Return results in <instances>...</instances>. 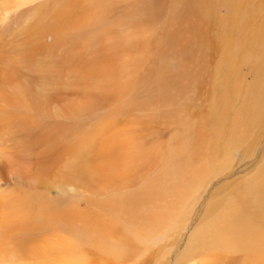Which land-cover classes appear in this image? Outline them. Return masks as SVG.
I'll use <instances>...</instances> for the list:
<instances>
[{
  "label": "bare ground",
  "instance_id": "bare-ground-1",
  "mask_svg": "<svg viewBox=\"0 0 264 264\" xmlns=\"http://www.w3.org/2000/svg\"><path fill=\"white\" fill-rule=\"evenodd\" d=\"M28 11L35 22L0 74L30 117L53 106V116L41 121L47 131L66 128L39 145L52 158L45 174L65 157L73 176L49 186L71 197L58 212L77 206L68 221L47 210L37 216L47 235L27 255L48 259L31 264H83L80 247L117 264L138 262L159 234L172 241L174 224L195 200L207 216L196 243L218 245L223 260L216 264L233 250L264 256V157L224 195L216 179L264 143V0L8 3L12 16ZM53 119L62 123L56 131ZM0 124L10 118L0 116ZM2 153L13 159L10 150ZM143 179L147 186L138 183ZM128 187L136 191L134 212L126 209ZM81 198L89 203L80 207ZM2 218L14 229L12 215ZM157 253L153 264L164 258Z\"/></svg>",
  "mask_w": 264,
  "mask_h": 264
},
{
  "label": "rangeland",
  "instance_id": "rangeland-1",
  "mask_svg": "<svg viewBox=\"0 0 264 264\" xmlns=\"http://www.w3.org/2000/svg\"><path fill=\"white\" fill-rule=\"evenodd\" d=\"M9 2L10 0H0V65L2 66L5 65V61L12 53L13 55L18 53L15 44L24 40L25 27L29 23L35 22L31 20V11L21 12L16 16L9 14L7 12ZM25 65L26 62L23 61V64L20 66L21 72L26 71ZM0 88L2 90L0 94V116L10 118L9 125L0 124V235L2 233L0 244L4 245H0V264H9V261H13V264L45 262L48 258H41L39 253L35 257L27 255L30 251L37 249L36 245H38V248H41V244H44L43 240L47 235V232H44L42 229L41 223L38 222L37 216H44L47 210L51 211L53 217L68 221L67 217L72 214L70 210H77V206L70 205L65 210L58 212L61 207V200L70 201L71 197L66 192L57 191L54 187L49 186L68 183L73 176L67 163H63V161L68 160L65 157L60 164L54 165L51 168L49 175L45 174L48 163L52 158L49 154V149L44 150L39 145V141H42L43 145L46 146L49 143L48 138L50 136L67 132V130L66 128H62L60 133L49 132L47 129L50 128L41 122L45 118L53 116V106L49 111H43L45 116L41 118L36 116L30 117L26 109L19 102L20 95L11 87L9 80L4 74H0ZM33 103L36 104V100H33ZM22 121L27 122V127L24 126ZM52 122L54 123L51 124L54 127L53 131L61 127L62 123L59 120L53 119ZM34 141H36L37 145L32 144ZM4 149L10 150L13 153V159L8 158L2 153ZM263 157L264 143L261 142L256 150L250 153H242L240 157L234 159L232 168L222 172L220 177H216L218 181L222 178V181L218 185L221 193L224 195L229 191L230 182L234 183L235 189V182L252 176L255 168L262 163ZM42 158V165H39V160ZM232 174H234L233 177ZM151 177L152 175L148 178ZM138 183L144 186L149 184L148 180L144 179ZM125 192L127 193V200L125 201L127 204L126 209L134 212L135 205L130 196L136 191H131L130 187H128ZM208 194L209 190L203 192V198L206 199ZM56 196L59 198V201L54 200ZM218 196L220 195L217 194ZM50 198L53 201H50ZM88 203L85 198H81L78 202L80 207ZM140 206L143 208L142 203ZM200 206V201L196 202L195 200L190 202L185 214L178 221L177 225L174 224L176 227L172 232V241L168 240L166 235L162 237V234H159L157 236V240L154 241V245L151 248V253H149L152 258L159 256L157 252L163 255L164 258L159 259V263L157 264H216L223 260L220 256L221 250L217 244L206 246L196 243L199 238V230L207 219L205 211ZM87 208L96 211L95 207ZM139 212L141 216L144 215V209ZM8 215L14 217V229L11 227L13 225L6 226L2 223L4 221L2 217H7ZM167 219L171 220L169 217ZM31 225L36 226V229L29 230ZM153 227L157 228L154 231H160L161 229L157 225H153ZM6 228H9L8 230L13 232V234L5 232ZM134 230L133 226L128 233L133 235L132 232ZM219 230L222 233L226 232L225 228H220ZM151 231H153V228ZM211 232L217 233V226L212 228ZM79 233L83 234L85 232L81 230ZM3 235L7 237H3ZM3 238L7 241V244L9 243L8 245ZM79 249L80 252L84 249L83 253L86 262L83 264H117L115 260L111 259V263L110 259L103 256L100 258V254H97L95 250L90 248L80 247ZM208 249H216L217 252H212ZM3 252L7 253V255ZM150 256H144L138 262L124 258L126 262L124 261L122 264H153ZM224 264H264V256L256 254L253 257H249L244 252L233 250L226 253Z\"/></svg>",
  "mask_w": 264,
  "mask_h": 264
}]
</instances>
